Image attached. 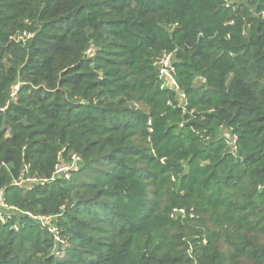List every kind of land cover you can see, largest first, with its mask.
I'll return each instance as SVG.
<instances>
[{"label": "trees", "instance_id": "trees-1", "mask_svg": "<svg viewBox=\"0 0 264 264\" xmlns=\"http://www.w3.org/2000/svg\"><path fill=\"white\" fill-rule=\"evenodd\" d=\"M0 188V264H264V0H0Z\"/></svg>", "mask_w": 264, "mask_h": 264}, {"label": "built area", "instance_id": "built-area-1", "mask_svg": "<svg viewBox=\"0 0 264 264\" xmlns=\"http://www.w3.org/2000/svg\"><path fill=\"white\" fill-rule=\"evenodd\" d=\"M225 4H229L230 0H224ZM25 34V33H24ZM21 37V36H20ZM153 65L158 69L159 71V78L162 81V87L168 88L165 84L166 82H170V86L173 88L171 89H177L175 80H174V72H175V66L173 63V54L170 51H163L154 61ZM16 89L17 87H13L11 90V97L13 100L16 99ZM236 135H232V137L229 139L228 144L231 146L232 149H235V141H236ZM80 157L73 153L70 155V160L65 161L60 158V160L55 164L54 171L51 175V177L48 178V180H54L56 177H64L68 178L70 175V172L77 169L79 166ZM35 178L27 177L23 178L20 177L16 180H14L13 184L15 185H29L32 182H35ZM45 181V180H44ZM10 209H12L11 206H9L4 197V191L2 188H0V220L2 222H5L6 219L4 217V213L8 212ZM29 216L33 217V219H38L40 222L46 223L50 222L49 216L44 215H35L32 216L29 212H27ZM177 214H184V209H177L174 208L171 211L170 216L173 218ZM49 231L54 235V239L56 241L62 242L61 237H59L58 231L55 226H48Z\"/></svg>", "mask_w": 264, "mask_h": 264}, {"label": "rangeland", "instance_id": "rangeland-1", "mask_svg": "<svg viewBox=\"0 0 264 264\" xmlns=\"http://www.w3.org/2000/svg\"><path fill=\"white\" fill-rule=\"evenodd\" d=\"M232 1H236V0H232ZM169 83H170V82H166L165 84H166V85H170ZM172 86H173V85H172ZM221 246H223V244H222ZM241 264H248V263H247V262H245V261H242V263H241Z\"/></svg>", "mask_w": 264, "mask_h": 264}, {"label": "water", "instance_id": "water-1", "mask_svg": "<svg viewBox=\"0 0 264 264\" xmlns=\"http://www.w3.org/2000/svg\"><path fill=\"white\" fill-rule=\"evenodd\" d=\"M176 91L178 92V94L183 95V91L182 90L177 88Z\"/></svg>", "mask_w": 264, "mask_h": 264}, {"label": "crops", "instance_id": "crops-1", "mask_svg": "<svg viewBox=\"0 0 264 264\" xmlns=\"http://www.w3.org/2000/svg\"><path fill=\"white\" fill-rule=\"evenodd\" d=\"M167 87H168V88H173V87H172V86H170V85H167Z\"/></svg>", "mask_w": 264, "mask_h": 264}]
</instances>
